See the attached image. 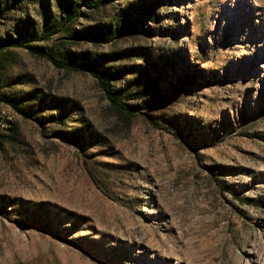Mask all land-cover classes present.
Listing matches in <instances>:
<instances>
[{"label": "rangeland", "instance_id": "1", "mask_svg": "<svg viewBox=\"0 0 264 264\" xmlns=\"http://www.w3.org/2000/svg\"><path fill=\"white\" fill-rule=\"evenodd\" d=\"M232 2L0 0V94L28 112L0 104V264H264V61Z\"/></svg>", "mask_w": 264, "mask_h": 264}, {"label": "trees", "instance_id": "2", "mask_svg": "<svg viewBox=\"0 0 264 264\" xmlns=\"http://www.w3.org/2000/svg\"><path fill=\"white\" fill-rule=\"evenodd\" d=\"M145 17H148V13L144 12ZM74 16L70 17V22L74 19ZM32 38H25L23 40H17V39H10L7 42V45L11 48H17L22 49L25 48L29 51V53L39 59H45L53 66L59 70H65L67 72H75V73H87L90 74L101 90L104 92V94L108 97L110 102L117 107V110H119L121 113H126L128 115H131V113L121 105L120 102V92L114 91L112 88V78L101 69L93 68L89 64H87L84 61V58L74 59L72 56H70L67 53H64L61 51V49H55L54 47L51 48H45L42 46L34 45ZM2 63V61H1ZM0 68L2 66L0 65ZM6 103L16 109L21 115L27 116L28 112L27 109L18 106L11 98L6 97L5 95L0 94V104ZM60 137L66 141L70 137L71 134L61 132L59 133ZM1 144V142H0Z\"/></svg>", "mask_w": 264, "mask_h": 264}, {"label": "bare ground", "instance_id": "3", "mask_svg": "<svg viewBox=\"0 0 264 264\" xmlns=\"http://www.w3.org/2000/svg\"><path fill=\"white\" fill-rule=\"evenodd\" d=\"M242 3L246 4V14L250 18L255 19V31L258 33V46L262 49V57L264 61V7L260 6L259 3H255L254 0L251 1V6L248 5V3L245 2V0H241ZM237 0H233V4H235ZM254 8H253V7ZM264 66V62H263ZM262 260L259 258L256 262V264H261Z\"/></svg>", "mask_w": 264, "mask_h": 264}]
</instances>
